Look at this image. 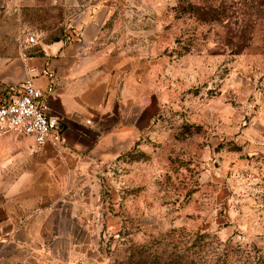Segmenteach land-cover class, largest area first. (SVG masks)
<instances>
[{
    "label": "rangeland",
    "instance_id": "1",
    "mask_svg": "<svg viewBox=\"0 0 264 264\" xmlns=\"http://www.w3.org/2000/svg\"><path fill=\"white\" fill-rule=\"evenodd\" d=\"M99 1L100 44L160 105L91 169L65 264H264V0H0V56L73 39Z\"/></svg>",
    "mask_w": 264,
    "mask_h": 264
},
{
    "label": "crops",
    "instance_id": "2",
    "mask_svg": "<svg viewBox=\"0 0 264 264\" xmlns=\"http://www.w3.org/2000/svg\"><path fill=\"white\" fill-rule=\"evenodd\" d=\"M96 7L73 39L0 56V104L32 80L64 128L58 147L19 134L0 139V264L75 262L91 169L128 153L159 110L144 76L100 44L111 6Z\"/></svg>",
    "mask_w": 264,
    "mask_h": 264
},
{
    "label": "built area",
    "instance_id": "3",
    "mask_svg": "<svg viewBox=\"0 0 264 264\" xmlns=\"http://www.w3.org/2000/svg\"><path fill=\"white\" fill-rule=\"evenodd\" d=\"M8 134L32 136L40 147L63 141L61 120L49 114L45 93L32 80L0 104V139Z\"/></svg>",
    "mask_w": 264,
    "mask_h": 264
}]
</instances>
